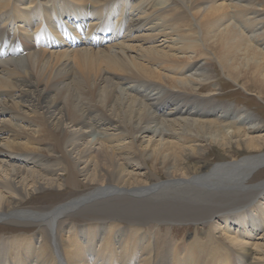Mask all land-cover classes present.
I'll list each match as a JSON object with an SVG mask.
<instances>
[{"label": "bare ground", "instance_id": "obj_1", "mask_svg": "<svg viewBox=\"0 0 264 264\" xmlns=\"http://www.w3.org/2000/svg\"><path fill=\"white\" fill-rule=\"evenodd\" d=\"M217 69L264 103V0H0V264H264V122Z\"/></svg>", "mask_w": 264, "mask_h": 264}, {"label": "rangeland", "instance_id": "obj_2", "mask_svg": "<svg viewBox=\"0 0 264 264\" xmlns=\"http://www.w3.org/2000/svg\"><path fill=\"white\" fill-rule=\"evenodd\" d=\"M216 72H214L215 78L213 80V84L216 85V89H217L216 91L217 92L213 96V99L220 101V102H223V103H229V104L237 105L239 107L246 108L247 110H250L254 113L256 112L259 114V117L264 122V110H263L264 103L261 102L260 100H258L256 97L249 95L248 93H246L245 91L240 89L237 85L233 84L228 79H226V77H224V75L221 73V71L219 69H217ZM217 97L220 99H218ZM252 99H254V100H252ZM236 152L237 151L235 149H233L232 154H236ZM247 154L248 153L244 152V154H242V155L245 156ZM225 156L226 155H224L221 151L215 149L209 155H207L205 157V159H207V162H209V164L214 165L217 163L228 161L227 156H226V158H225ZM63 195H64V193H63ZM41 196L38 195V196H35L33 198V200L31 202H33L34 206L36 205V207H37V206L47 205L48 203L51 202V200H53L55 198V196L52 197L51 195L50 196L41 195ZM65 196H66V194L63 197H65ZM36 197H38V198H36ZM0 227L2 229L3 228L15 229V227H13L11 225H0ZM186 227H187V225L175 224L173 226V229H172L174 231L172 232V230H171L172 237L178 238V239L183 238L186 231L190 230V229H188L189 227H187V228ZM1 233H2V230L0 229V234Z\"/></svg>", "mask_w": 264, "mask_h": 264}]
</instances>
